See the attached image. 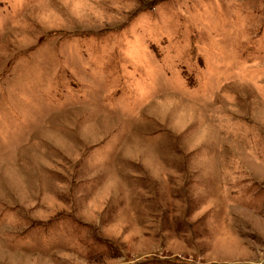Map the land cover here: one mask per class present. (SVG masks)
I'll use <instances>...</instances> for the list:
<instances>
[{"label":"rangeland","instance_id":"obj_1","mask_svg":"<svg viewBox=\"0 0 264 264\" xmlns=\"http://www.w3.org/2000/svg\"><path fill=\"white\" fill-rule=\"evenodd\" d=\"M0 264H264V0H0Z\"/></svg>","mask_w":264,"mask_h":264}]
</instances>
